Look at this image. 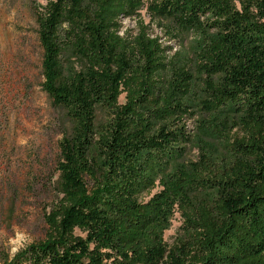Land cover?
I'll return each mask as SVG.
<instances>
[{"label": "trees", "instance_id": "1", "mask_svg": "<svg viewBox=\"0 0 264 264\" xmlns=\"http://www.w3.org/2000/svg\"><path fill=\"white\" fill-rule=\"evenodd\" d=\"M33 22L67 126L44 237L1 264H264V0H47Z\"/></svg>", "mask_w": 264, "mask_h": 264}, {"label": "rangeland", "instance_id": "2", "mask_svg": "<svg viewBox=\"0 0 264 264\" xmlns=\"http://www.w3.org/2000/svg\"><path fill=\"white\" fill-rule=\"evenodd\" d=\"M46 1L0 0V264L43 239L44 216L54 201L56 146L67 124L40 88L33 13ZM142 1L147 5L151 0ZM140 18L149 23L144 9ZM136 20L121 19L120 34L134 35ZM150 29L172 52L186 46L167 42L154 25ZM186 125L193 131L194 121ZM195 154L192 150L190 157ZM180 226L175 213L163 237L168 246L181 235ZM74 234L84 236L79 230Z\"/></svg>", "mask_w": 264, "mask_h": 264}]
</instances>
